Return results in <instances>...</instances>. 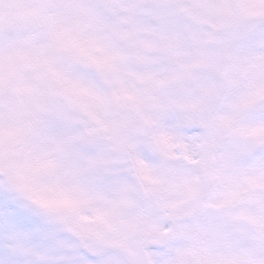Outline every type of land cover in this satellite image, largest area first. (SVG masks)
<instances>
[{"label":"snow or ice","instance_id":"1","mask_svg":"<svg viewBox=\"0 0 264 264\" xmlns=\"http://www.w3.org/2000/svg\"><path fill=\"white\" fill-rule=\"evenodd\" d=\"M0 264H264V0H0Z\"/></svg>","mask_w":264,"mask_h":264}]
</instances>
